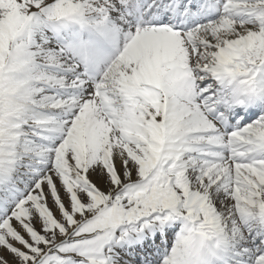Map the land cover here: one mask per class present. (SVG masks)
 Here are the masks:
<instances>
[{
  "label": "snow or ice",
  "instance_id": "6c2138e0",
  "mask_svg": "<svg viewBox=\"0 0 264 264\" xmlns=\"http://www.w3.org/2000/svg\"><path fill=\"white\" fill-rule=\"evenodd\" d=\"M0 264H264V0H0Z\"/></svg>",
  "mask_w": 264,
  "mask_h": 264
}]
</instances>
